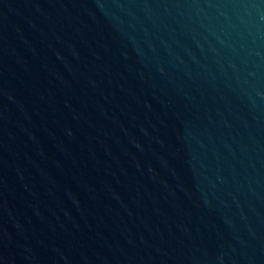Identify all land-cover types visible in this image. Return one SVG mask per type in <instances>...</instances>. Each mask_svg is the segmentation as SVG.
<instances>
[{
	"label": "water",
	"instance_id": "water-1",
	"mask_svg": "<svg viewBox=\"0 0 264 264\" xmlns=\"http://www.w3.org/2000/svg\"><path fill=\"white\" fill-rule=\"evenodd\" d=\"M0 264H264V0H0Z\"/></svg>",
	"mask_w": 264,
	"mask_h": 264
}]
</instances>
